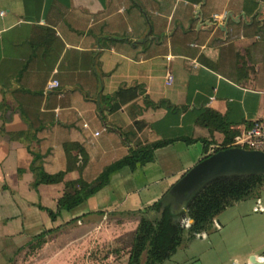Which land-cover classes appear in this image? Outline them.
Returning <instances> with one entry per match:
<instances>
[{
    "label": "crops",
    "instance_id": "obj_1",
    "mask_svg": "<svg viewBox=\"0 0 264 264\" xmlns=\"http://www.w3.org/2000/svg\"><path fill=\"white\" fill-rule=\"evenodd\" d=\"M50 79L56 89H45ZM262 116L264 0H0V264L48 229L32 264H126L122 237L138 211L224 143L223 129L233 138ZM168 139L77 211L51 221L38 208H54L62 183L31 187L32 153L71 180L82 148L89 182L134 145ZM220 212L162 264H250L264 254V230L241 233Z\"/></svg>",
    "mask_w": 264,
    "mask_h": 264
},
{
    "label": "trees",
    "instance_id": "obj_2",
    "mask_svg": "<svg viewBox=\"0 0 264 264\" xmlns=\"http://www.w3.org/2000/svg\"><path fill=\"white\" fill-rule=\"evenodd\" d=\"M119 92L117 90L111 95H105L103 99H112ZM150 104L156 105L152 102ZM212 114L216 116L215 113ZM138 123V121H135L133 125ZM223 132L225 134L224 143L215 147L210 153L230 146L229 144L233 139L232 135H228V131L224 129ZM183 140L185 142L194 141L192 138ZM169 142L171 140L168 139L147 144H136L128 149L126 155L104 166L89 182L83 180L80 176V172L86 162V154L82 148L78 150L79 157L77 158L78 164L76 166L79 176L71 180L63 179L65 171L46 173L42 169L41 156L32 153V159L28 166L33 173L31 187L34 188L38 184L62 183V190L55 200L54 209L40 205H38V208L44 210L49 219L54 221L60 211L73 209L106 185L111 174L125 166L132 170L137 165L151 161L153 150ZM226 143L229 144L226 146ZM263 185L264 175L217 177L204 183L188 200L185 212L178 214H172L168 207L163 208L158 214L159 199L156 200L151 205L138 211L140 218L133 232L126 264H139L142 256H144L142 264H162L164 260L171 256L184 238L190 239L196 234L208 232L213 227V219L221 210L232 202L249 196ZM180 216L189 218L191 220L190 224L184 226L181 223ZM52 230L48 229L33 236L27 246L30 249L38 248L45 241L44 236Z\"/></svg>",
    "mask_w": 264,
    "mask_h": 264
},
{
    "label": "water",
    "instance_id": "obj_3",
    "mask_svg": "<svg viewBox=\"0 0 264 264\" xmlns=\"http://www.w3.org/2000/svg\"><path fill=\"white\" fill-rule=\"evenodd\" d=\"M264 175V152L241 147H224L205 155L190 166L159 198V211L185 212L186 204L204 183L222 176ZM182 217V218H181ZM180 220L187 218L180 216ZM178 218V219H179ZM188 225L191 220L187 218ZM250 264H264V254L248 257Z\"/></svg>",
    "mask_w": 264,
    "mask_h": 264
},
{
    "label": "rangeland",
    "instance_id": "obj_4",
    "mask_svg": "<svg viewBox=\"0 0 264 264\" xmlns=\"http://www.w3.org/2000/svg\"><path fill=\"white\" fill-rule=\"evenodd\" d=\"M256 196H260L261 197V201L260 202H261V204L263 206V212L262 213L253 212L251 210V203H252L251 200L253 198H255ZM247 198L249 199V202H242L243 201L242 200L241 202H239V204H237V206H231L230 205V206H228V208L226 207L225 209L221 210L220 213H222V214L220 216H217V219H219V221L223 220L222 217L225 216L226 219L228 221H230V223L233 224L234 228H237V230H239V232L245 233L246 235L249 234V232H252L253 230H259V229L264 230V185L262 187L257 188L252 194L247 196ZM81 203H83V202H81ZM81 203L78 204L73 209L68 210L67 212L71 213L74 210L77 211L76 209H77V207H78V209H80ZM133 232L134 231L125 232V235L122 237V243L124 244L123 248H127V246H129V244H131L130 240H132ZM240 234H239V236H240ZM251 236L252 235H249L247 237V239L250 240ZM233 238H235V237H233ZM252 238H253V236H252ZM245 245H248V244L247 243L246 244L243 243V247ZM242 248L238 247L236 250H234V252L237 254L235 256H238V254L240 253L239 251ZM33 252H34V249H30L28 247L24 257H21V254L18 253L11 260L10 264H32L31 258L34 257L32 255ZM101 253H104V255L107 256V254H113V251L112 250L111 251L110 250H105V251L102 250ZM96 254H98V256H99L100 253L96 252ZM43 263H44V261L41 262V264H43ZM46 264H61V260L58 259L56 261H49Z\"/></svg>",
    "mask_w": 264,
    "mask_h": 264
},
{
    "label": "built area",
    "instance_id": "obj_5",
    "mask_svg": "<svg viewBox=\"0 0 264 264\" xmlns=\"http://www.w3.org/2000/svg\"><path fill=\"white\" fill-rule=\"evenodd\" d=\"M226 13L212 14L211 17L214 20L223 19ZM171 75L167 73L165 77V83L169 84L171 82ZM58 87V82L56 79H50L45 84V89L53 90ZM229 147H241L249 150H258L264 152V116L255 118L250 121L248 126L238 131V133L233 137L229 144ZM253 212H262L263 206L259 198L254 200L253 206L251 207ZM181 223L184 226H188L187 218H183Z\"/></svg>",
    "mask_w": 264,
    "mask_h": 264
}]
</instances>
